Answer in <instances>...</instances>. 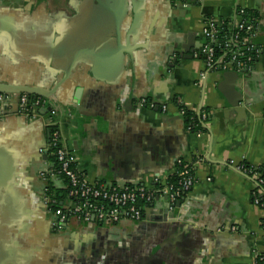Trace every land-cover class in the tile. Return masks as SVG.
<instances>
[{"label":"crops","instance_id":"crops-1","mask_svg":"<svg viewBox=\"0 0 264 264\" xmlns=\"http://www.w3.org/2000/svg\"><path fill=\"white\" fill-rule=\"evenodd\" d=\"M99 1L0 0V82L54 86L69 73L48 100L63 145L90 181L155 189L181 160L196 183L172 211L159 197L143 205L139 222L106 230L70 220L49 239L84 264H252L262 250L264 212L251 203V180L235 167L264 171V57L231 76L204 73L191 56L206 18L233 20L239 9L259 15L257 43L264 44V0H186L176 8L169 0ZM177 99L188 112L207 113L201 135L188 129ZM4 112L2 193L15 199L22 186L39 209V175L51 168L38 156L44 120L20 116L15 103ZM85 245L102 254L87 258Z\"/></svg>","mask_w":264,"mask_h":264},{"label":"built area","instance_id":"built-area-1","mask_svg":"<svg viewBox=\"0 0 264 264\" xmlns=\"http://www.w3.org/2000/svg\"><path fill=\"white\" fill-rule=\"evenodd\" d=\"M249 12L254 13L239 9L233 20L214 18L204 20L200 34L202 43L193 53V58L203 63L204 73H247L264 57V44L257 43L260 34L259 22L256 25L247 19L246 15ZM12 103L17 106V113L20 116L29 120L42 118L46 131L49 132L46 152L48 156L54 158L57 166L52 169L51 165L47 172L39 175L44 184V202L48 206L55 204L54 200L46 196L45 187L49 180L67 183L66 199L61 203L62 207L52 213V227L56 232L61 231L70 220L108 230L122 222H139L143 216V205L152 204L157 196H167L169 204L174 205L188 195L196 183L192 166L181 160L175 163L174 182L169 181L155 189L143 185L119 187L92 182L77 169L74 154L63 145L57 121L58 113L48 99L27 94L0 93V119L4 117V109ZM142 103L146 104L145 100H142ZM176 105L182 115L188 112L180 99L176 100ZM44 109H48V112L42 116L41 112ZM165 110L166 108L162 107V111ZM191 113L199 117L201 129L195 134L201 135L207 113L202 110ZM197 127L194 125V128ZM188 129L193 132L192 126H188ZM230 165L233 166L232 162ZM235 170L251 180L253 184L251 203L264 212V171L248 167L244 163L238 164ZM260 228L262 250L255 252L252 264H264V216L260 220Z\"/></svg>","mask_w":264,"mask_h":264},{"label":"water","instance_id":"water-1","mask_svg":"<svg viewBox=\"0 0 264 264\" xmlns=\"http://www.w3.org/2000/svg\"><path fill=\"white\" fill-rule=\"evenodd\" d=\"M114 17L117 19L115 14ZM117 45H119V39H117ZM118 50H121L119 46ZM191 58H193V54ZM225 74L238 75L235 72ZM68 75L69 73H66L63 79L54 86L0 82V93L27 94L48 99L54 95L58 86L65 81ZM47 112L48 109H44L41 115L45 116ZM48 141L49 132L46 131V144L38 151V156H41L44 160L48 159L46 152ZM18 170L19 172L23 171L22 168ZM19 176L20 173L17 177V186L19 185ZM17 189L15 199H6L0 187V264H60V259L69 260L66 257V252L71 253L72 249L65 246V253H59L60 244L56 243V240L49 239L53 221L49 218V221L46 219L49 215L47 204L42 200L39 209H32L30 207L31 201L23 193L24 187L18 186ZM158 200L159 196L155 198V201ZM163 200L166 211H172L180 207L181 204L180 200L174 205H170L167 196H163ZM170 215H173V213ZM60 254L63 256H60Z\"/></svg>","mask_w":264,"mask_h":264},{"label":"trees","instance_id":"trees-1","mask_svg":"<svg viewBox=\"0 0 264 264\" xmlns=\"http://www.w3.org/2000/svg\"><path fill=\"white\" fill-rule=\"evenodd\" d=\"M246 17H248L247 19L252 20L254 24H258L259 22V15L254 13L249 12L248 15H246ZM186 122L188 124V126H192L193 129L192 131L195 133L197 131H200L201 127H200V120L199 117L197 115H195L194 113H189L186 112L184 115ZM194 125H197V128H194ZM48 161L51 163L52 165V169L56 168V162L54 160V158L52 156H48ZM170 182H174V178H170ZM53 182H51L50 180L47 182L46 184V196L55 201L54 205H49L50 211L53 213L56 209L61 208L62 204L65 199H66V194H67V183L64 181V185L65 188L64 189H56L53 184ZM61 204V205H60Z\"/></svg>","mask_w":264,"mask_h":264},{"label":"flooded vegetation","instance_id":"flooded-vegetation-1","mask_svg":"<svg viewBox=\"0 0 264 264\" xmlns=\"http://www.w3.org/2000/svg\"><path fill=\"white\" fill-rule=\"evenodd\" d=\"M169 2H170V4L174 7V8H176V7H178L179 5L181 6V7H185L187 4H186V0H169ZM260 32H262L261 30H260ZM260 35V34H259ZM201 43H202V41L200 42V45H201ZM197 50H195L194 52H196ZM47 204V203H46ZM47 208H48V210H49V216L51 217V219L53 218V215H52V212L50 211V208H49V206L47 205ZM53 221V220H52ZM102 228V227H101ZM102 229H106V228H102ZM106 230H108V229H106ZM62 231V230H61ZM60 231V232H61ZM55 233H57L56 231H55V229L53 228V227H51V230H50V235L51 236H53L54 237V234ZM60 246L62 247V248H65V245L63 246L62 244H60ZM85 246H87V245H85ZM90 247V246H89ZM82 253L87 257V258H90V257H93V256H99V255H101L102 254V250H100V249H94L93 250V248H88V246L87 247H84V248H82ZM66 254H67V256L69 257V260H65V259H60V261L59 262H61L60 264H65V263H68V264H84L83 263V260H81L80 262H78L76 259H75V256H74V254H73V252L71 251V253L69 252H66ZM77 262V263H76Z\"/></svg>","mask_w":264,"mask_h":264}]
</instances>
